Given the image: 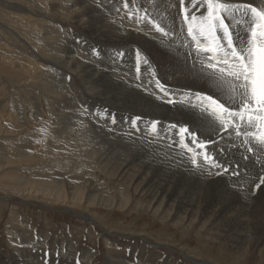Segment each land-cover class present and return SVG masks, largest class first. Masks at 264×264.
I'll return each mask as SVG.
<instances>
[{"label":"rangeland","instance_id":"1","mask_svg":"<svg viewBox=\"0 0 264 264\" xmlns=\"http://www.w3.org/2000/svg\"><path fill=\"white\" fill-rule=\"evenodd\" d=\"M156 2L130 0L125 8L123 0H0V264H264V195L255 189L264 153H244L233 144L235 137L227 136L218 140L219 147H207L229 172L237 163L247 169L249 183L242 188L246 194L255 191L246 210L255 226L246 242L235 234L236 210L230 208L236 194L227 207L219 203L213 211L226 179L207 184L212 180L207 175L196 194L199 202L184 208L169 197L150 195L134 177L142 163L122 167L124 148L111 155L108 138L119 136V142L138 143L137 150L145 148L154 160L178 166L188 164L190 154L177 147L170 125L187 126L205 139L208 126L189 119L196 103L191 93L212 94L211 85L202 79L198 61L161 48V34L137 19L146 11L173 34ZM95 8L126 37L136 31L153 41L141 44L130 35L123 46L100 39ZM234 35L240 37L235 29ZM89 62L106 72L112 68L131 83L129 90L135 84L152 99L163 94L159 80L173 96L184 97L176 112L183 120L102 103V87L86 72ZM153 121H159L155 132ZM199 164L207 169L202 159ZM192 190L186 186L183 194Z\"/></svg>","mask_w":264,"mask_h":264},{"label":"snow or ice","instance_id":"2","mask_svg":"<svg viewBox=\"0 0 264 264\" xmlns=\"http://www.w3.org/2000/svg\"><path fill=\"white\" fill-rule=\"evenodd\" d=\"M129 2L123 0V6L127 8ZM178 4L182 24L193 47L188 56L198 61L199 73L202 79L210 83L209 91L212 93H191L196 103L190 105L195 111L189 114V119L193 124H205L210 128L214 125L212 130L217 139H200L187 126L177 128L173 124L170 127L176 129L177 147L190 154L191 165L197 166L201 175L237 177L234 190L243 193L239 183H249L244 179L247 169L242 170L237 163L231 165L232 170L229 172V165L211 155L207 147L210 144L218 146V140L227 136L239 139L244 153H264V8L254 7L251 3H229L226 0H187V4L186 0H178ZM197 8L203 11L197 14L193 11ZM236 12L248 17L244 38L234 35L229 22L230 19H236ZM137 19L144 20L151 25L152 30L164 37L170 34L150 18L146 11L144 16H138ZM92 52L99 55L95 48ZM205 86L208 87L207 84ZM156 87L170 97L169 104L176 103L171 98L173 93L159 80H156ZM188 91L184 90L186 96ZM139 120L140 117H136L133 124ZM158 124L159 121L152 122L153 132ZM200 135L203 136V133ZM219 150L223 154V150ZM198 159H202L213 171L206 173L203 165H197ZM243 159L247 160L248 156L244 155ZM256 159L259 162V157ZM261 185H264V165L258 174L255 189H260ZM247 194L253 195L254 192L249 191Z\"/></svg>","mask_w":264,"mask_h":264},{"label":"bare ground","instance_id":"3","mask_svg":"<svg viewBox=\"0 0 264 264\" xmlns=\"http://www.w3.org/2000/svg\"><path fill=\"white\" fill-rule=\"evenodd\" d=\"M153 2H155V1H153ZM226 2H229V3H251L254 7L264 8V0H226ZM157 4H158L157 9H158L159 13L161 14L163 22L166 24V26L168 28H170V30H172V33H173V34H169V36H167V37H164L161 35L164 38V40H162V37H160L159 35L157 36L156 34H154L157 36V40H159V42H161L159 46H161V48L164 47L165 50L176 51L177 53H182V54L184 52L189 53L190 51H193L192 50L193 47H192L191 42L188 41L187 39H186L187 41L184 39L185 30L181 26L182 21H181V14H180L179 5L176 4V2L174 0H158ZM97 11L99 12L98 21H97L98 26H96V33H97L98 37L100 39H104L106 41H109V42L117 44V45H120V44L123 46L126 45L128 42V41H126V39L129 40V37L131 34H129L128 37H126L125 33L122 32L121 29H118L114 24L109 25L108 17L106 15H102L101 12L98 10V8H95L93 12H97ZM234 15L236 16V19L235 20L230 19L229 22L234 27L235 31H237L240 34V38H244L245 34H246L245 28H246V26H248L245 21L248 20V17L240 15L239 12L234 13ZM158 18L160 20V17H158ZM133 32H132L133 33L132 35L134 37V40L141 43V44H142V42H143V44H146L150 41H153L151 36L147 35L146 33L143 34V33H138V32L135 33L136 31H133ZM169 33H171V31H169ZM154 35L152 37H155ZM86 72H87V75H89V77H91L92 79H95V83L99 84V86L102 87V93H101L102 95L101 96H102V100L104 101L102 103L106 102L110 106L114 105V106H117L119 108H126V109L130 108L133 111L134 110L138 111L139 113L147 112L148 114L157 115L158 119H160V118H162L163 120L174 119L177 121L183 120L181 118L180 113H176V112L179 111V108H181L183 106L182 103L185 100L184 97L179 98L177 96H173L172 98L176 100V103H174V104H169L168 98L166 96H163V94L157 95L156 99H152L150 95L146 94L147 93L146 91H144L140 88H137V86L133 82L132 83L134 84L133 87L135 88V90H129V88L127 86L131 85V83L120 78L118 76V74L112 68L108 69L106 72L102 69H99L95 64L90 63V62H89V65H87ZM187 74H189V73H187ZM101 75H103L104 77H101ZM167 79L169 80L168 82H169L170 86L173 88H176L173 81H170V78H167ZM100 100H101V98H100ZM174 120L168 121V122L167 121L163 122L164 128H161V129L165 130L166 127H168V125L170 123L176 122ZM214 127H215L214 125H212L211 128L208 126V128L206 129L205 139H207V138L217 139L215 132L212 130V128H214ZM161 133H162V131H161ZM133 138H135V137H133ZM104 139L106 140V138H104ZM108 139L110 141H107V142H110L112 145V148H113L114 154H111V152H110V154L113 157L117 156L118 147L124 148L123 149V151L125 152V153L123 152L124 155L123 154H121L122 156L120 155L121 157H124L123 161L120 160L122 162V167H125V169L127 168V169L131 170L130 165H132L133 168L135 169L140 165V163H142L143 168H141V170L137 174H135L134 177L137 179L140 178V180L142 179L141 183H144L147 185V190L150 193V195L155 196L156 198L161 197V196L169 197V199H174V201L180 202L181 206H183L184 208H187L188 206H194L196 203L199 202L197 199H199L200 196L196 195V194H199L200 192H202V191H200V190H202L201 183L205 180L207 174L201 175L199 173V171L198 172L194 171L193 169L198 170V168H197V166L191 165V163L189 162V159L187 161L188 164L181 162L180 165H178V166L173 164L172 162H160V161L158 162V160H154L153 158H151V155L148 154V151L145 150V148L144 149L142 148V151H138L137 150L138 146H136L138 143H136V142L134 143V142H129V141H125V140L122 141L121 138H120V141H122V142H119L118 141L119 136L117 138L115 136H111ZM110 143L108 145H110ZM233 144L235 146L239 145V147L242 146L241 141L239 139H236V138L234 139ZM121 148H119V149H121ZM109 151H110V149H109ZM207 151L210 152L211 150L210 151L207 150ZM240 152H242V151H240ZM108 155H109V153H108ZM211 155L214 156L213 152H211ZM250 158H252V157H250ZM247 160L249 161V159H247ZM259 161H260V159H259ZM184 162H186V161H184ZM119 163L116 165L119 166L120 165ZM258 164H260V163H258ZM120 167H118V168H120ZM254 168H256V167H254ZM191 170L193 171L194 174L192 173ZM210 171H213V170L209 169L208 167L205 170L206 173L210 172ZM125 172H127V171H125ZM222 179H226L227 186L223 187L224 192L221 195L222 197L219 198L220 200L217 202V204L215 203L216 205L213 208V211L214 210H216V211H214L215 212L214 214H216V212L218 210L219 203L222 204L223 206H226L227 203L231 202V199H233V197H235V196H233V194H236L237 200H236L235 204L230 208L231 210L232 209L236 210L235 211L236 215H234L235 216L234 218L237 222V228L235 229V234L238 235V238H240V240L242 242H244V241L246 242L247 239L249 238L250 232L253 231V227L255 226V225L253 226V224L255 223L254 215L251 216L248 212H246V210L248 211V209L251 208V206H252L250 202H252V196L254 194L253 195L246 194L247 191L245 192V190H243V188H242L243 186H245V184L243 182L239 183V187L243 190V193L235 191L234 186L236 185V182L238 179H234V177L227 176V175H222V176H218V177L212 176V180L210 182H208L207 184H212L214 181H220ZM257 179H258V177H257ZM186 186H190L193 190L195 188V191L192 190V191H189V193H187V194H183V189ZM260 190H262L261 195H264V185H261ZM221 193H222V191H221ZM254 193H255V191H254ZM193 194H194V196H193ZM238 196H241V198L238 199ZM221 207L222 206H220V208ZM243 210H244V213H246L245 215H250L249 218L245 217V215L242 214Z\"/></svg>","mask_w":264,"mask_h":264}]
</instances>
